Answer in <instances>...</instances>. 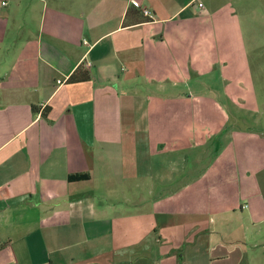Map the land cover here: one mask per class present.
<instances>
[{
	"label": "crops",
	"instance_id": "0c3cea01",
	"mask_svg": "<svg viewBox=\"0 0 264 264\" xmlns=\"http://www.w3.org/2000/svg\"><path fill=\"white\" fill-rule=\"evenodd\" d=\"M256 30L264 0H0V264H264L172 167L171 113Z\"/></svg>",
	"mask_w": 264,
	"mask_h": 264
},
{
	"label": "rangeland",
	"instance_id": "374dc122",
	"mask_svg": "<svg viewBox=\"0 0 264 264\" xmlns=\"http://www.w3.org/2000/svg\"><path fill=\"white\" fill-rule=\"evenodd\" d=\"M242 34L246 47L237 48L239 60L215 64L201 79L200 94L194 96L191 109L171 113L172 132L176 140L181 139L176 141L172 167L177 172L184 165L187 170L183 182L176 177V185L201 183V190L190 191V198L201 200L192 204L203 210L207 204V220L215 221L210 227L218 226L217 214L232 215L230 206L236 205L234 216L241 218L245 230L264 234V209L257 214L259 224L253 226L248 207L249 202L264 204V31ZM199 154L203 158L194 161Z\"/></svg>",
	"mask_w": 264,
	"mask_h": 264
},
{
	"label": "trees",
	"instance_id": "16d2710c",
	"mask_svg": "<svg viewBox=\"0 0 264 264\" xmlns=\"http://www.w3.org/2000/svg\"><path fill=\"white\" fill-rule=\"evenodd\" d=\"M88 74L86 72L77 70L76 72H74L72 74V76L69 78L68 82L70 83H78V82H84L88 79ZM32 111L34 113L38 112L37 109L32 108ZM70 181H81V180H86L87 176L85 175H74V176H70L68 178ZM1 247V246H0Z\"/></svg>",
	"mask_w": 264,
	"mask_h": 264
},
{
	"label": "built area",
	"instance_id": "2783aa9c",
	"mask_svg": "<svg viewBox=\"0 0 264 264\" xmlns=\"http://www.w3.org/2000/svg\"><path fill=\"white\" fill-rule=\"evenodd\" d=\"M142 14L144 15V16H147V17H151V13L148 11V10H142ZM57 84H62V82L61 81H57L56 82Z\"/></svg>",
	"mask_w": 264,
	"mask_h": 264
}]
</instances>
